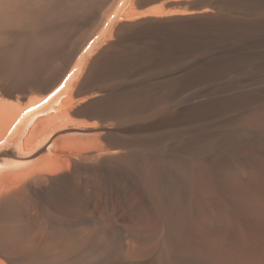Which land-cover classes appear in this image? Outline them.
<instances>
[{
	"label": "bare ground",
	"instance_id": "bare-ground-1",
	"mask_svg": "<svg viewBox=\"0 0 264 264\" xmlns=\"http://www.w3.org/2000/svg\"><path fill=\"white\" fill-rule=\"evenodd\" d=\"M19 92L53 99L26 148L71 122L106 145L7 163L27 158L3 148ZM251 196L264 201V0H0V264H264L258 231L245 242L216 213Z\"/></svg>",
	"mask_w": 264,
	"mask_h": 264
},
{
	"label": "rangeland",
	"instance_id": "rangeland-1",
	"mask_svg": "<svg viewBox=\"0 0 264 264\" xmlns=\"http://www.w3.org/2000/svg\"><path fill=\"white\" fill-rule=\"evenodd\" d=\"M17 94L19 95V97L16 95L10 96V97L6 96V98L8 99L9 105H10L9 106L10 110H17V109H21V110H19V111L17 110L20 114H16L18 112L15 111L16 113L12 117V118L15 117V119L13 120L11 118L13 121L12 120L9 121V122H11V124H10L11 127L10 126L8 127L7 137L8 138L11 137V138L6 140V144L5 143L3 144V146H4L3 148L7 149V150H14L16 153L21 154V155L23 154V156H27V158H25V159L21 158V160H24V161L26 159H28V160L24 162V161L19 160L18 157L15 158V156H10L9 158L10 159L12 158L10 160L11 162L7 161V163L9 162L10 164H12V166L14 164L15 165L19 164L20 166H26V165L31 166V165H35V164L36 165L38 164V166H41V165L44 166V165H50V164L53 165V164H56L62 160H66L68 158V154L73 155V153H75V152L69 151V152H67L68 154H66L65 152L58 151L59 148H57V147H60V144H65V143L71 141L72 139H76V140L81 141V142L91 140L95 143H99L101 145H103V144L106 145L107 142H104L105 140L99 138L98 136L96 137V135H98V132H96V130H94V129H91V130L90 129H79L80 128L79 126H81V125L78 126L74 122H71L69 125L63 127L64 129L62 128L61 130H58L52 136V138L49 141H47V142L42 141L43 142V144H42V142H40L41 140H39L38 142L37 141L34 142L32 144V146H29V148H26L25 144H24V139L29 134V132L33 129V127L37 124V122L39 121L38 119L47 117L49 113L50 114L53 113L51 111H47L48 109L44 112H40L42 109H46L49 106V103H52L53 99H51V100H47L46 98L43 99L41 97V95L34 94V93L30 94V95H28V94L26 95L24 93L19 92ZM31 95L33 97H30ZM36 99H39V100L37 101ZM46 103H48V104L46 105ZM23 107H24V109H23ZM44 113L47 115L44 116L45 115ZM82 127H83V124H82ZM11 139H13V140L11 141ZM56 143L58 144V146ZM55 146H57V147H55ZM28 156H29V158H28ZM210 177L213 179V177H214L213 174H211ZM259 196H251V198L246 197L247 199L246 198L241 199L242 201L238 200L241 203V204H239L240 208L239 207H230V206H232V204H231L227 207L225 206V207L219 209V211L217 210V212H216L217 214H219V212H220V214H222L221 216H223L227 219H233L232 221H234L239 235L241 236V238L245 242H247L249 240L251 233L255 234L257 231L258 232L256 234L258 235V233H259L258 236H260V239L262 240L261 242L262 243L264 242V239H263V237H264L263 236L264 235V212H263L264 211L263 210L264 209V201H263V198H261ZM259 200H260V202H259ZM250 206H251V208H250ZM253 209H256V210H253ZM250 210L255 212V214L257 216L254 217V216L250 215V213H249ZM68 211H69L68 209L67 210L65 209L62 216H61L62 220L65 218L63 220V226H64L63 228L64 229H63V237L61 239L62 242H60V245L61 246L63 245L62 246L63 248H67V245L69 243L68 242L69 241V239H68L69 233H70V221H69V219L71 218V216H70L71 212L70 211L68 212ZM80 211H79V215L82 216L81 217L82 222L85 221V222H83V227H85V225L87 226V223H86L87 222L86 221L87 209L82 207L80 209ZM259 211H260V213H259ZM202 213L203 214H201V215H202L203 219H205L208 215H210V216H208L207 218L211 217V213L209 214V212H207V213L202 212ZM260 214L261 215L263 214V215L261 216ZM83 218H84V220H83ZM75 227L78 228V221L76 222V220H75ZM73 234L75 237L73 240L74 244L79 245L82 242L84 243L83 240H80L78 238V236L80 237V235H78L79 234L78 232L75 231ZM76 238H78V239H76Z\"/></svg>",
	"mask_w": 264,
	"mask_h": 264
}]
</instances>
